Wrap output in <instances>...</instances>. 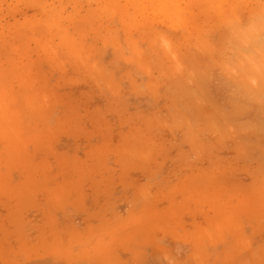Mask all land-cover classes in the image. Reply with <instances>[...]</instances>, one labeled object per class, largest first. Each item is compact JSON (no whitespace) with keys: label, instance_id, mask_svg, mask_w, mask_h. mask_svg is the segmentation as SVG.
I'll return each instance as SVG.
<instances>
[{"label":"rangeland","instance_id":"374dc122","mask_svg":"<svg viewBox=\"0 0 264 264\" xmlns=\"http://www.w3.org/2000/svg\"><path fill=\"white\" fill-rule=\"evenodd\" d=\"M0 264H264V0H0Z\"/></svg>","mask_w":264,"mask_h":264}]
</instances>
